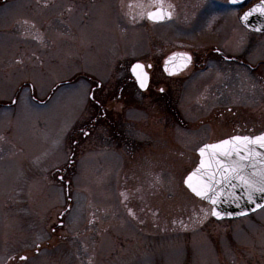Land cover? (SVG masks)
Here are the masks:
<instances>
[{"label": "rangeland", "instance_id": "rangeland-1", "mask_svg": "<svg viewBox=\"0 0 264 264\" xmlns=\"http://www.w3.org/2000/svg\"><path fill=\"white\" fill-rule=\"evenodd\" d=\"M39 1L0 2V263L20 242L38 233L41 241V232L67 208L65 231L75 237L64 244L76 248L75 259L59 244L38 264H264V206L248 216L216 221L210 207L182 183L203 142L264 130V33L247 31L238 20L242 9L235 20L220 3L214 4L220 19L207 20L204 0H163L181 17L195 9L184 30L169 22L117 19L119 3L139 1L144 9L141 0H93L89 6L86 0H61L70 10L65 9L61 23L44 25ZM44 1L50 2L46 18L53 17L57 0ZM21 17L28 22H15ZM38 31L46 33L43 41ZM228 33L238 55L254 65L252 70L239 66L225 81L234 117L224 110H219L221 118L215 111L206 118L190 115L214 91L190 85L197 100L190 104L192 113L185 109L183 120L170 110L167 122L165 110L113 105L103 131L77 133L94 110L88 84L73 80L77 75L111 83L118 61L165 53L169 43L195 46L191 49L199 53L225 43ZM223 76L213 81L223 85ZM123 116L133 123L131 141L117 134Z\"/></svg>", "mask_w": 264, "mask_h": 264}, {"label": "flooded vegetation", "instance_id": "flooded-vegetation-1", "mask_svg": "<svg viewBox=\"0 0 264 264\" xmlns=\"http://www.w3.org/2000/svg\"><path fill=\"white\" fill-rule=\"evenodd\" d=\"M73 1L76 2V0ZM141 1L145 3V5H142L144 9L141 7L139 1L130 2L127 4L119 3L115 9L117 10V13H120L121 17L118 16L117 19L125 24H130V22H143L142 24L145 23L146 25L158 24L150 21L147 18L149 12L156 10V8L160 6L158 0ZM0 2L3 3L4 0H0ZM70 2V4H72V0H70ZM92 3L93 0H86L85 5L89 6ZM201 3H203L204 13L207 20L215 19V17L220 19L219 16L221 17V14H219V11L214 8V4L216 3H220L223 9L224 7H227L229 9V15L234 16V19L237 20L238 10L242 9V11H244L253 2L247 5H244V3H242V7H239L241 5H231L229 3V0H204ZM201 3L199 4V6L201 5ZM28 4L29 3L25 4L24 6V8L26 7L27 10H29ZM49 4L50 2L47 3L44 0H41V2L39 1V6L41 8L38 9L37 13L42 16L41 23L44 25L61 23V16L65 9L70 10V7L65 8L68 3L57 0L55 3H53L55 4V7L54 5H52L53 8H51L54 13L53 17L46 18L48 15L50 16V13L46 12L45 10L46 5ZM199 6L197 8H199ZM163 7L168 12H170L171 15L168 20L161 23H175L177 26L181 25L183 30L189 28V23L194 18L196 12L195 9L193 11H190V15L189 11H187L185 14H183V17H181L180 10L175 7V5H172L170 3H163ZM54 10H58V12L56 13L54 12ZM69 15H71V12ZM218 19H216L215 21H219ZM18 21H21L23 24L28 22L23 17L17 18L15 22L19 23ZM70 21L68 20V22ZM57 30L59 31L58 28ZM34 31L35 30L33 29V32ZM38 33L36 36L41 37L40 40L43 41V37L46 36V33H39V35ZM57 33L60 34V31ZM250 33L254 34L253 32ZM227 36L232 38L233 34L228 33L226 35V37L223 39V42L225 43L210 44L199 53L195 51V49H191V47L194 48L195 46L181 45L180 43H169V50L165 53H163L162 51H158V53L156 54L151 53L150 55H142L139 58L127 59L128 61L125 60L122 63L118 61L117 66L112 67V72L114 73L115 77L113 78V81L111 83L100 82L95 78H91L90 75H77V77H75L73 80H76V78H80L86 81L89 87L88 101L90 103V106L94 107V110H92L93 114L90 116V119H88L85 124L79 127L77 133L90 136L95 132L98 133L100 131H103V126L106 125L105 123L109 124L111 122L109 111L113 109L111 108V106L113 105L121 106L124 108L136 106L140 111L145 109L146 107H149L151 113H157L160 112V110H165L163 111V114L165 116V121L167 122H169L170 110L173 111L174 114H177L176 116H180V118L182 119V116L185 114L184 111L187 110V112L189 113L193 112V107L191 105L195 104L196 102L195 99L197 96L195 97V92L190 90V85L197 86V88H199V92L202 89H206V87L214 89L212 95L210 94V96L213 97L204 98L203 102L201 103V108L197 109L196 112H193L190 115H192L193 117L197 116V118H206L207 116L211 115V111H215L214 114L219 113L215 116L221 118L222 113L219 110H224L226 113L230 114V116L233 115L232 117H234L235 114L232 113V103H230L232 100L231 88H229L227 84H225V81H228L229 79L232 80L234 74L237 73L239 66L246 67L249 70H252V66L254 65L253 63L248 62V60H246V62L241 55H238L237 47L235 46V43H233V39L229 40ZM223 45L225 46L223 47ZM182 52H187L190 55L191 62L189 66H187L182 71L174 74H169V66L164 67L166 59L171 54ZM134 63L141 64L143 66L144 72L147 74V85L144 89H141L137 85L135 78L130 72V67ZM217 74L224 75L222 77L224 80L221 82V84L223 85H220L218 79L213 81ZM215 93H217V96H215ZM130 120L127 116H123L121 120H117L116 123V127L118 129L117 134L118 136H122L124 141L132 140L128 139L131 130L130 126L133 124ZM198 120L202 121L201 119ZM263 131L264 130L254 134H238L237 132H235L223 137L205 141L202 144L212 143L214 141H218L231 136L256 135ZM184 137L187 139V141H190V137H188L187 135ZM75 142L76 141H74V143ZM136 143H138V141ZM66 213L67 208L60 211V213L56 215L55 221H53V223L48 226L46 232H41L42 234H44V238H42L41 241H38L41 239L37 238L38 236H40V233H38L39 235L30 238L32 239V241L26 239V242H20V246H18L17 249H14L12 253L6 257L2 264H38L37 261L41 260L42 254H47L48 252V255H54V253L57 252L58 248L60 247L59 244L62 245L68 242L66 241V238L69 237L70 241L73 240V237L75 236L68 235L65 231ZM130 213L131 214L129 215L135 218L138 212L130 211ZM62 230H64V233H62ZM25 244L27 247L24 249V251L18 253L22 250V246H24ZM64 248L66 249L65 254L69 255L70 259H72L73 261L78 253L76 248L71 246L68 248L67 245H65Z\"/></svg>", "mask_w": 264, "mask_h": 264}, {"label": "water", "instance_id": "water-1", "mask_svg": "<svg viewBox=\"0 0 264 264\" xmlns=\"http://www.w3.org/2000/svg\"><path fill=\"white\" fill-rule=\"evenodd\" d=\"M244 2L245 0H241L240 3H232L229 0V3L231 5H241ZM262 2H264V0H258L254 2L251 6H249L247 9H245L240 14L239 21L247 30H250L252 32H257V33L264 32V15H261L259 12H255L251 16H249L247 21H243L241 19V17L244 15L245 12H248L254 6L261 4ZM147 18L149 19L148 15H147ZM168 18L169 17H165L163 20H153V19H149V20L152 22H162V21L167 20ZM181 54H187L188 56H190L187 52H182V53L171 54L166 59L164 67L169 66V74L177 73L185 69L187 66H189L191 60L190 62H185ZM137 64L139 63H134L130 67V72L132 76L135 78L137 85L141 89H144L146 86L142 88L136 78V74L133 73V67ZM137 73H145L143 67L142 69H137ZM145 83L147 85V74L145 78ZM261 134H264V132L254 135V136H250V137L259 136ZM232 137H235V136H231V137H228V138H225V139H222V140L210 143V144H218L221 141L228 140ZM210 144H204L196 150V154L198 156L197 164L183 178V186L195 198L210 205L211 217L214 218L215 220L236 219V218L244 217L262 208L264 206V193H260V192L253 193L252 201H249L248 196L242 186L232 187L231 185L227 183H223L220 173L216 172V169L221 166V164H218L217 161H220L221 163H223L225 160L230 161L233 158L239 159V157H235V154H233V157H223V156H220L219 153H216V155H212L213 150L211 149H206L205 155L203 157L200 155L199 149L204 147L205 145H210ZM252 147H255V146H252ZM260 151H264V150H260ZM201 160L204 161V164H205L204 167H201ZM241 163L250 165L252 161H241ZM255 166L257 168L261 167L259 163H257ZM251 170H252L251 167L247 168V171L251 172ZM213 173H215L214 180H213L214 186L217 189L218 193H220V195L217 197V203L215 205H213L209 200H206V199H203L197 196L191 190V188L188 187V184L185 183V181L188 180V178L191 176L192 179L190 183L193 186L199 188L205 183H207L210 179H213ZM233 184L239 185V181L234 180ZM213 209H215V211L219 212L221 215L219 217L213 215Z\"/></svg>", "mask_w": 264, "mask_h": 264}, {"label": "snow or ice", "instance_id": "snow-or-ice-1", "mask_svg": "<svg viewBox=\"0 0 264 264\" xmlns=\"http://www.w3.org/2000/svg\"><path fill=\"white\" fill-rule=\"evenodd\" d=\"M159 7L155 11L149 12V19L153 20H163L165 17H170L171 13L168 12L163 7V0H158ZM232 3H240L241 0H230ZM259 12L261 15H264V2L254 6L248 12H245L241 17L243 21H247L248 17L253 13ZM185 62H190L191 57L187 54H181ZM142 65H135L133 67V73L136 74V78L143 88L146 86L145 73H137V69H142ZM255 146V147H252ZM206 149L213 150L212 155L219 153L223 157H239V159L233 158L232 160H225L223 163L217 161L218 164H221L220 167L216 169V172H219L222 177V182L231 185L232 187L242 186L248 196L249 201H252L253 193L260 192L264 193V134L259 136L250 137V136H235L228 140H223L218 144L205 145L200 148V155L203 157L205 155ZM241 161H252L249 164H243ZM259 163L261 167L257 168L255 165ZM204 161L201 160V167H204ZM251 167V172L247 171V168ZM199 171V170H197ZM215 173H213V179H210L207 183L201 187L193 186L190 181L192 177L190 176L185 183L188 184V187L199 197L209 200L213 205L217 203V197L220 195L217 189L214 186ZM239 181V185L233 184V181ZM213 215L219 217L221 214L215 209H213Z\"/></svg>", "mask_w": 264, "mask_h": 264}]
</instances>
